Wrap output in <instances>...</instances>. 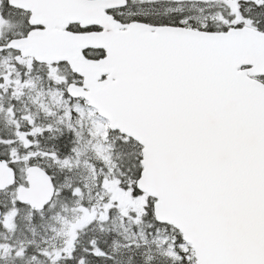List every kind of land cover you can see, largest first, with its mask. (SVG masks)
Returning <instances> with one entry per match:
<instances>
[{"label": "snow or ice", "instance_id": "obj_1", "mask_svg": "<svg viewBox=\"0 0 264 264\" xmlns=\"http://www.w3.org/2000/svg\"><path fill=\"white\" fill-rule=\"evenodd\" d=\"M0 264H264V0H0Z\"/></svg>", "mask_w": 264, "mask_h": 264}]
</instances>
